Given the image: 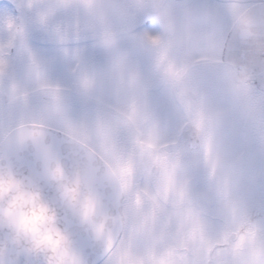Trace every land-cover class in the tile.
<instances>
[{"label":"clouds","instance_id":"9594fccd","mask_svg":"<svg viewBox=\"0 0 264 264\" xmlns=\"http://www.w3.org/2000/svg\"><path fill=\"white\" fill-rule=\"evenodd\" d=\"M0 264H264V0H0Z\"/></svg>","mask_w":264,"mask_h":264}]
</instances>
